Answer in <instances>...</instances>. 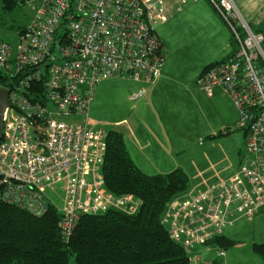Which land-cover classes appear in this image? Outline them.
<instances>
[{
	"label": "built area",
	"instance_id": "1",
	"mask_svg": "<svg viewBox=\"0 0 264 264\" xmlns=\"http://www.w3.org/2000/svg\"><path fill=\"white\" fill-rule=\"evenodd\" d=\"M37 1L15 47L0 41V71L10 79L22 77L17 85L10 80L0 86L8 91L1 119L0 202L34 217L56 210L61 237L68 241L83 215L110 209L134 215L139 208L132 196L104 187L106 131L90 128L89 119L95 88L120 78L138 85L131 101L144 97L161 77L166 58L155 27L197 0ZM208 2L236 49L205 69L196 86L207 97L219 89L231 100L237 120L227 131L245 132V154L228 177L166 205L161 222L189 264H211L194 247L213 248L212 239L264 209L263 36L250 30L232 0ZM38 81L41 94L33 89Z\"/></svg>",
	"mask_w": 264,
	"mask_h": 264
},
{
	"label": "rangeland",
	"instance_id": "2",
	"mask_svg": "<svg viewBox=\"0 0 264 264\" xmlns=\"http://www.w3.org/2000/svg\"><path fill=\"white\" fill-rule=\"evenodd\" d=\"M37 4L36 1L23 3L5 12L1 9L0 0V40L15 47L17 32L35 15L34 7ZM201 4L204 3H190L186 6L189 8L173 20L155 27V32L164 43L165 77L168 81L160 91H156L158 97L153 98L165 128L157 133L159 138L149 133L154 142L151 155L138 152L126 132L132 122L128 116L140 117L139 111L149 107L148 90L144 97L129 101L128 98L138 85L120 78L106 79L95 88L89 110L90 128L125 132V142L135 154L133 160L142 172L148 175L165 174L183 164L182 170L192 171L191 184L195 188L231 175L239 163L240 155L245 151L243 131L228 133L227 128L233 123L223 125L225 121L221 120L213 107V101L207 99L195 84L197 62L211 55L218 38H226L223 26L208 9L210 19L199 13ZM261 48L264 52V43ZM229 103L227 101L224 107L230 121L236 117V112ZM147 122H150V118H147ZM208 131L211 133L206 134ZM169 139L176 143L182 153L178 152L176 156L163 154V150L168 153L166 142ZM206 146L211 147V152L205 149ZM195 154L198 156L190 159ZM251 221L239 220L227 234V237L237 241L228 252L229 264H249L252 261L249 258L255 257L250 252V246L254 240H259L260 233L256 227L257 222ZM196 249L197 246L193 252Z\"/></svg>",
	"mask_w": 264,
	"mask_h": 264
},
{
	"label": "trees",
	"instance_id": "3",
	"mask_svg": "<svg viewBox=\"0 0 264 264\" xmlns=\"http://www.w3.org/2000/svg\"><path fill=\"white\" fill-rule=\"evenodd\" d=\"M23 3L25 0H1V9L10 12ZM15 78L0 71V86ZM33 89L41 94L43 81L33 83ZM31 94L28 98L35 101ZM243 137L246 139L244 131ZM105 142L100 166L104 187L116 196H132L139 203L137 213L127 215L110 209L83 215L72 236L64 241L58 225L61 216L56 210L34 217L0 202V264H189L185 250L169 238L161 222L166 205L195 188H190L189 174L176 168L147 175L129 154L122 132L107 131ZM263 210L243 221L253 220ZM227 231L212 239L209 246L224 253L234 248L237 241L227 237ZM251 250L264 262V243L252 244Z\"/></svg>",
	"mask_w": 264,
	"mask_h": 264
},
{
	"label": "crops",
	"instance_id": "4",
	"mask_svg": "<svg viewBox=\"0 0 264 264\" xmlns=\"http://www.w3.org/2000/svg\"><path fill=\"white\" fill-rule=\"evenodd\" d=\"M200 1H202L204 4L200 5L199 13H201L205 18L207 17V18L210 19V16L208 14V10H209V12L214 17H216L217 20L219 21V23H221V25L223 26L224 30L226 31V34H225L226 38L223 37L222 40H220L218 38V41H217V44H216V48L214 49V51H212L210 53L211 55L207 56L206 58H204V59H202V60L197 62V66H196V71L197 72L195 73V75H196L195 77L196 78L199 77V75L202 73V70L206 66H208L211 63H215V62H218V61L226 59L235 50V45L233 44L232 37H231V34H230L228 28L226 27V25L222 21V19L218 16L216 11L212 8L210 3L207 0H197L196 2L192 3V5L195 4V3L197 4ZM232 1L234 2V4L236 5L237 9L241 13L244 21L250 27L251 31L254 32V33H257V34H261L263 36V42L262 43H264V0H232ZM185 7H183L179 12H177L172 18L168 19L162 25H164L167 22L173 20L176 16H178L180 13H182L185 9L189 8V7H186V8ZM191 13H192V11L189 14H191ZM32 18H33V16L28 19V21L26 23V26L31 22ZM157 36L160 38V36L158 34H157ZM161 41L163 43L162 39H161ZM163 46H164V43H163ZM165 60H166V58H165ZM165 63H164V66L162 68L161 77L159 78V80L153 86H150V88L148 89L149 92H148V100L147 101L150 104L149 107L144 108V109L139 111L140 117H138V116L136 117L135 115L128 116L131 119V121H132L131 124L127 127V131L126 132L128 134V137L131 139V141H133L134 146L136 147L138 152H148L149 155L152 154L151 147H152V144L154 143L151 140V137L149 136V133H152V134H154V135H156L158 137L157 133L161 129L165 128L164 122L159 117L158 109L154 106L155 102L153 100V98L155 99L156 97H158L156 91L157 92L160 91L164 87L165 83L168 81L167 77H165V72H166ZM206 98L209 99L210 101H213L212 102L213 107L218 112L219 116L221 117V120L225 121V123L223 125H227L229 123H233L234 124L236 122V120H237V112H236V110H235L236 117L231 119L230 121L227 119V111H226L224 106H226L227 101L230 102L231 104H232V102L219 89H214L213 95L211 97H207L206 96ZM128 100H129V98H128ZM232 106H233V104H232ZM143 115H145V116H143ZM148 115H149V117H147ZM141 117H143V118H141ZM147 118H150V122L149 123L147 122ZM207 129L210 130L209 125H207ZM124 133L125 132H123V134ZM208 133H211V132L208 131L206 134H208ZM165 136L167 137L166 134H165ZM166 144H167V152L168 153H165V151L163 150V154H169V155L172 154V155L176 156L178 154V152L180 151L179 148L176 147V143L173 140H170V141L166 142ZM126 146H127L128 152L131 155L132 159H134V155L135 154L132 152L131 147L128 146L127 143H126ZM158 146H159V143H158ZM205 149L208 152H211V147H207L206 146ZM179 153H182V152H179ZM197 156L198 155L195 154L190 159H194ZM184 166H185V163H184ZM182 167H183V164L181 166L177 167V168H182ZM190 171L191 170L186 171V173L189 174V176L191 177V180H192L193 173H192V171L191 172ZM157 174H160V173H157ZM191 182L192 181H190V184H191ZM192 187L193 186L191 184L190 188H192ZM251 222H255V223L257 222L256 227H258L259 233H260V235L258 236L259 240L258 241L254 240V242H252V244H254V243L262 244V243H264V210L262 212H260L258 215H256V217ZM235 226L229 228L228 231H227V234L229 233V231L231 229L235 228ZM252 244H251V246H252ZM196 251H198V253H199L200 257L202 258V260L209 261L211 264H225V263L229 264L227 261H228V252L230 250L229 251H225V256L224 257L217 256V254L215 252V249L211 248V249L207 250L205 246L197 247ZM250 252H251V254H253L251 248H250ZM253 256H255V257L249 258V259L252 260L251 263H249V264H264V262L258 256L254 255V254H253ZM221 260H222V262H221Z\"/></svg>",
	"mask_w": 264,
	"mask_h": 264
},
{
	"label": "water",
	"instance_id": "5",
	"mask_svg": "<svg viewBox=\"0 0 264 264\" xmlns=\"http://www.w3.org/2000/svg\"><path fill=\"white\" fill-rule=\"evenodd\" d=\"M8 106V92L6 90L0 89V135L2 129V113Z\"/></svg>",
	"mask_w": 264,
	"mask_h": 264
},
{
	"label": "bare ground",
	"instance_id": "6",
	"mask_svg": "<svg viewBox=\"0 0 264 264\" xmlns=\"http://www.w3.org/2000/svg\"><path fill=\"white\" fill-rule=\"evenodd\" d=\"M34 1H36L37 3H38V1L37 0H25V2L26 3H32V2H34ZM208 1V0H207ZM39 4V3H38ZM38 4L34 7L35 8V11H36V8L38 7ZM211 5V4H210ZM212 6V5H211ZM236 6V5H235ZM213 8V7H212ZM214 9V8H213ZM215 10V9H214ZM217 13V12H216ZM249 27V26H248ZM250 28V27H249ZM251 30V29H250ZM20 34V33H19ZM18 34V35H19ZM18 35H17V37H18ZM157 35V34H156ZM159 38V37H158ZM160 39V38H159ZM160 41H161V39H160ZM2 42V41H1ZM16 42H17V40H16ZM162 42V41H161ZM163 44V43H162ZM235 51V50H234ZM22 79V77H17V78H15L13 81H14V84H18V81H20ZM195 84H196V82H195ZM0 89H3V90H6V89H4V88H2V87H0ZM7 91V90H6ZM8 92V91H7Z\"/></svg>",
	"mask_w": 264,
	"mask_h": 264
}]
</instances>
